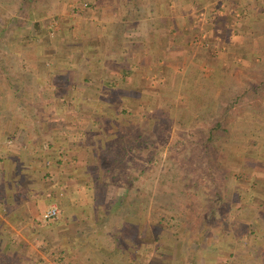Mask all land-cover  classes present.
<instances>
[{"label": "crops", "instance_id": "0c3cea01", "mask_svg": "<svg viewBox=\"0 0 264 264\" xmlns=\"http://www.w3.org/2000/svg\"><path fill=\"white\" fill-rule=\"evenodd\" d=\"M212 1L30 0L8 10L10 41L27 36L24 41L34 45L30 90L43 114L33 117L38 125L32 133L20 125L25 118L0 116V264L55 263L38 251L45 221L52 223L45 232L55 235L49 251L66 253L70 264H178L156 241V252H149L142 221L140 228L121 227L119 234L95 225L101 216L93 193L84 192L76 173L83 157L67 142L86 132L106 137L100 122L107 119L95 108L115 102L104 99L112 90L149 92L169 76L186 74L189 66L196 77H208L220 65L246 59L244 7ZM233 14L240 17L231 19ZM21 24L28 31L22 32ZM90 105L93 115H85L81 108ZM52 202L58 214L44 219ZM117 235L123 246L115 242Z\"/></svg>", "mask_w": 264, "mask_h": 264}, {"label": "rangeland", "instance_id": "374dc122", "mask_svg": "<svg viewBox=\"0 0 264 264\" xmlns=\"http://www.w3.org/2000/svg\"><path fill=\"white\" fill-rule=\"evenodd\" d=\"M27 1L0 0L2 8L0 28L5 26V32L0 34V67L4 68L3 72L6 74L5 77L0 75V83L5 91L8 90L6 76L15 75L17 68L22 65L26 68L30 67L29 59L33 57L35 51L34 45L29 41L25 42L26 45L20 46H18L19 43L10 41L12 29L10 25L8 26L10 23L8 10L14 8L18 2L27 4ZM246 1L250 2L249 5L252 4L253 9L260 4L264 6V0H226L224 3L229 7L233 5L244 7ZM212 2L211 5H213ZM246 13L242 22L247 23ZM239 17L233 14L232 18L231 16L228 18L238 19ZM7 20L8 24H6ZM248 26L249 23L246 27L247 32L241 33L246 39L244 44L246 59L220 65L214 68L211 76L208 77L201 75L196 77V73L192 72L190 79L187 73L182 75L179 72L180 75L169 76V80L165 83L155 86L157 89L143 93L148 94L149 97L161 98L165 102L167 100V103L161 106L163 115L158 117L159 124L151 133L145 135L144 143L140 145V141L134 142L139 150L126 156L120 166L121 169L124 168L120 181L122 186L116 187L109 184L106 188L98 187V191L95 192L102 195L101 198L104 201L107 199L116 201V198L124 192L123 186L128 185L127 196L142 199L143 206L144 202L146 203L147 217L143 219V228L147 227L149 230V252H156L153 244L156 241L158 245L161 244L162 249H165V254L177 260L178 264H187V262L189 264H264V239L259 237L261 234L259 230L264 229L262 228L264 222V90H253L247 87L248 83L256 82L257 79L264 77L260 76L264 75V32L258 31L259 33L252 37ZM20 30L28 31V25L21 24ZM20 48L21 55L24 56L22 62L18 59ZM192 76L195 77L192 78ZM223 76H227V82L230 83V95H227L230 97L229 100H232L233 96L241 92L243 88H247V91L246 95L240 96L237 103L225 114L230 129L226 138L228 142L226 141L219 154L224 170L221 172L217 167L206 163V156L203 154L201 145L202 131L210 122L207 121L209 116L204 115L203 110L200 114L191 112L186 105L187 93L192 95L198 92L201 79L202 82L211 84L213 79ZM30 79L29 76L26 82L29 90L23 93L36 94L35 89L30 90L33 88L30 86ZM194 81L198 83L195 86H193ZM218 88L217 86L216 90ZM226 93L225 91V95ZM9 97V91L5 93L0 91V116H18L25 118L24 123L29 122L27 112L22 111L18 105H12ZM176 105L185 109L181 117L175 111ZM148 109L150 106L142 100L139 106L140 111L137 110L134 119H121L119 128L141 131L140 126L135 127L130 123L141 124L144 111ZM81 110L85 115H93L91 105L82 107ZM217 114L219 113L213 115ZM104 122L105 120H101V125ZM95 136L96 140H105V137L100 138L98 133ZM117 139L115 137V140ZM83 190L87 194L93 193L90 185L85 184ZM38 206L42 211L41 202ZM123 219L117 215L109 221H104L100 227L110 228L113 222L115 229L119 231L118 234L122 233L121 227H128L131 230L140 228L135 218H130L133 223ZM179 221H182V225L186 224V230H182L177 223ZM41 224L40 238L43 243L38 247V251L39 254L50 259L51 255L48 251L55 235L52 236L45 231L47 229L49 231L52 223L45 221ZM110 231L112 232V228ZM177 232H180L179 236ZM117 237L120 240L119 245L123 246L121 236L117 235ZM212 241L216 245L213 246ZM220 249L221 253L218 252ZM194 251L196 256L191 258L190 253ZM39 254L36 253L37 256Z\"/></svg>", "mask_w": 264, "mask_h": 264}, {"label": "trees", "instance_id": "16d2710c", "mask_svg": "<svg viewBox=\"0 0 264 264\" xmlns=\"http://www.w3.org/2000/svg\"><path fill=\"white\" fill-rule=\"evenodd\" d=\"M181 1L184 2L187 0ZM29 2L30 0L27 1V3ZM249 4L250 2L246 1L244 10L249 16L248 29L252 34L251 36L254 37L255 34H258L262 31L264 32V6H258L260 7L259 9L255 6V8L253 9L251 8L253 7L252 4ZM248 6L250 7L247 8ZM248 13H250V15ZM9 19H11V17H9ZM6 24H8V20ZM33 28L35 30H38L37 24L34 23ZM4 29L5 26H2L0 28V34L4 31ZM179 37L180 35L178 36V38ZM25 38H27V36H25ZM25 38H21V41L16 42L19 43L18 46H20L21 44H25ZM18 50L19 52L20 50L22 52L21 48ZM21 52L19 53L20 55L18 58L20 62L24 61V56L21 55ZM30 68L31 66L26 68L22 65L17 68V70L15 71V75L6 76V83L8 87L7 91H9L10 102L12 103V105H18L22 111H26V116H28L30 119L29 122H22L20 124L22 126V129H26V132L28 133L34 132V130L36 129L35 127L38 125V123L34 122L33 117L37 116V114H43V107L41 102H39V98L37 97V95L29 92V94L23 93V91L29 90L27 89L28 86H26V82L28 81V78L30 76ZM193 69L194 66H189L188 70L186 71L190 79L191 70ZM3 71L4 68L1 66L0 75L2 77H5L6 74ZM260 76L264 75L261 74ZM194 77L195 76H192V78ZM223 77L213 79L214 81H212L211 84L202 82L203 80L201 79V86L199 87L198 92L192 95H189V92L187 93L188 103L186 105L191 112L200 114V111L203 110V112L205 113L204 115L209 116L207 121L210 122L207 124L206 129L202 131L203 137H201V145L203 154L206 156V163L208 165L212 164L221 172H223L224 170L221 166L219 154L226 141L228 142V139L226 138L229 134L230 129L229 121L225 118V114H227L230 109L237 103L240 96L246 95L247 91V88H243L241 92H238V94H235V96H233L232 100H229L230 97L227 95H230V83L227 82V76H225L224 78ZM217 86L219 88L216 90ZM247 87L253 90H264V77L262 79H257L256 82L254 81L248 83ZM0 91L1 93L7 92L2 89L1 83ZM225 91L227 92L226 95ZM143 93L144 91L142 90H112L106 94L104 99H109L115 102L117 101V103L121 104L122 106L119 107L118 104L117 107V103L113 102L112 105L103 103L102 105H99L95 108V112L97 113V115H100L107 119V122H104V124L101 126L102 131L106 136L105 140L102 141L100 139L96 140L92 138V132H86L83 138L76 136H71L68 138V145L72 146V149L78 150L84 159L83 165L82 167H80L81 169L78 171V173L82 175V178H80L82 183L84 185L86 184L92 187L95 203L94 208L96 209L98 215L101 216V218L98 217V219L95 220V225L97 226H101L100 224H103L104 221H109L117 215H119L120 218L125 216L135 218L137 222H143V219L146 216V203L144 202L143 206L142 199L138 200L132 197L129 198L126 194L128 185L123 186L124 192L121 193L120 197L116 198V201L109 200L107 198H105L107 200L104 201L101 198L102 195L95 193L96 191H98V187L106 188L109 184H112L116 187L122 186L120 181L121 177L123 176L124 168L121 169L120 166L123 164L126 156L139 150L134 142L140 141V145L141 143H144L143 141H145V135L147 133H151L154 127L159 124L158 117H161L163 115L161 106L163 105V103H167V100L165 102V100L161 98L158 99L151 96L149 97L148 94ZM142 100L145 102V104L148 103L150 109L144 111V119L142 120L143 122L141 124L130 123V125L132 124L135 127L140 126L142 130L138 131L128 128H119L120 118H124L126 120L128 118L134 119V115L137 114V110H139L140 102ZM175 111L178 116L181 117L182 112H184L185 109H182V106L180 105H176ZM216 113L219 114L213 115ZM210 117L212 118V120ZM48 126H51V123H48ZM8 136L10 135L6 134L5 137ZM115 137H117L118 139L115 140ZM45 143L48 147L54 148V150L58 148L49 140H45ZM81 156H79L78 158H80ZM216 189L217 188H215V190ZM187 196H189L188 191ZM209 202L213 203V201ZM177 223L180 224L179 226L182 227V230H186V224L182 225V221H179ZM262 226V228H264V222ZM110 228L115 229V223L112 222ZM259 231L261 232L259 237L263 240L264 229H261ZM179 234L180 232H177L178 236ZM115 237L118 238L117 236ZM119 241L120 240L115 242H117L118 244ZM212 245L214 246L216 244H213L212 241ZM220 251L221 249L218 252L221 253ZM195 256V251L190 253L191 258H195Z\"/></svg>", "mask_w": 264, "mask_h": 264}, {"label": "built area", "instance_id": "2783aa9c", "mask_svg": "<svg viewBox=\"0 0 264 264\" xmlns=\"http://www.w3.org/2000/svg\"><path fill=\"white\" fill-rule=\"evenodd\" d=\"M57 214H58V207L54 202H52L44 210L43 218L51 219L57 216ZM49 254L52 256L53 261L57 264H70L69 256H67L66 253L60 250L51 249L49 251Z\"/></svg>", "mask_w": 264, "mask_h": 264}]
</instances>
